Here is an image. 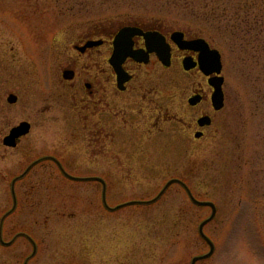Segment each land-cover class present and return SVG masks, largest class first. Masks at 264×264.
<instances>
[{
  "label": "rangeland",
  "instance_id": "1",
  "mask_svg": "<svg viewBox=\"0 0 264 264\" xmlns=\"http://www.w3.org/2000/svg\"><path fill=\"white\" fill-rule=\"evenodd\" d=\"M244 1L230 0V13L243 8ZM204 7L198 2L184 5V0H0V67L7 77L6 85L0 84V99L18 90L22 113L13 121L32 120L40 113L43 135L45 122H51L46 111H61L56 103L48 110L37 97L29 61L32 55L41 59L47 51L61 49L83 30L75 24L81 19L158 20L206 39L221 53L226 94L224 111L206 139L173 148L171 138H154L145 131L142 143L135 137L128 140L136 143L133 150L116 152L117 161L112 154L114 161L104 157L100 162L89 152L70 149L63 162L68 170L82 169L81 175L105 180L111 208L149 201L171 179H190L192 195L216 205L215 218L204 227L215 252L197 264H264V32L257 47L250 48L242 35L243 12L229 22L217 11L204 13ZM15 75L20 86L12 79ZM182 78L195 87L203 81L188 74ZM191 93L188 86L183 96ZM5 116L11 125L13 107H7ZM60 124L56 121L52 129L56 149L64 134ZM37 133L32 131L21 149L33 152ZM157 143L167 145H153ZM20 159L19 151L0 144V219L12 208V177L26 169ZM101 192L99 184L68 182L56 168L34 169L15 186L17 207L4 223L3 241L29 235L37 246L29 264H190L208 252L197 229L211 211L193 205L179 186H171L152 205L115 212L103 208ZM31 252L25 239L16 238L8 247L0 244V264H23Z\"/></svg>",
  "mask_w": 264,
  "mask_h": 264
},
{
  "label": "flooded vegetation",
  "instance_id": "2",
  "mask_svg": "<svg viewBox=\"0 0 264 264\" xmlns=\"http://www.w3.org/2000/svg\"><path fill=\"white\" fill-rule=\"evenodd\" d=\"M81 21L75 24L83 30L66 40L61 49H52L51 42L52 51H47L41 59L32 55L29 61L36 77L37 97L48 110L56 103L61 111H46L48 116L51 115V122H45L48 130H44L43 135L40 134L43 129L38 127L39 121H42L38 118L40 113L32 120L13 121L22 113L18 90L5 93L0 99V144L4 149L19 151L21 168L31 166L29 173L38 168H56L68 182L81 183L70 177L99 176L81 175L82 169L68 170L63 157L70 149L89 152L93 160L100 162L104 161V157L105 160L117 161L116 152L133 150L136 143L128 140L135 137L142 143L139 138L145 131L154 134V138H171L169 145L173 148H177L178 143L189 147L206 139L226 105L225 78L222 85L223 107L216 111L212 101L215 91L212 83L216 75L207 74L210 69L205 67L202 70L200 65L199 48L204 47L201 40L207 50L214 48L210 42L188 30L169 27L158 20ZM174 63H178L180 68ZM183 74L203 79L200 84H195L200 87L193 86L192 80L190 84L189 80L183 81ZM6 79L2 66L0 84L6 85ZM12 79L15 85H21L20 76L15 75ZM188 86L192 93L184 97L183 92ZM7 107H13L14 118L11 117L12 124L9 126L11 122L4 117ZM56 115L61 117L55 119ZM200 119H206L208 123L203 122L204 125L200 126ZM56 121L61 123L64 132L58 149L53 144L52 129ZM22 124L28 126V131L16 139L13 148L6 147L4 140ZM32 131L38 132L34 136L36 149L33 152L21 149ZM153 145L164 147L167 144ZM111 154L114 160L110 158ZM59 165L68 176L63 175ZM98 166L101 167V164ZM179 180L186 185L190 183V179L185 177ZM89 183L99 184L96 181ZM179 188L185 193L182 187ZM6 219L1 222L2 239ZM19 238L25 239L23 236ZM29 256L23 264L30 263L33 258L28 259Z\"/></svg>",
  "mask_w": 264,
  "mask_h": 264
},
{
  "label": "water",
  "instance_id": "3",
  "mask_svg": "<svg viewBox=\"0 0 264 264\" xmlns=\"http://www.w3.org/2000/svg\"><path fill=\"white\" fill-rule=\"evenodd\" d=\"M199 50L201 52L203 66H205V67L210 69L209 72H206V73L207 74H211V73L219 74L220 71H221L219 53L217 51L208 52V50L205 49V46L204 47L203 46L200 47ZM222 83H223V78H221V77L214 78V82L212 83L213 87L215 88V92L213 94V105H214L216 110H219L222 107V101H223V94H222V90H221ZM11 102H13V101H11ZM27 131H28V126L26 124H22L20 127L15 128L14 130H12L10 132V135L4 140V144L7 145V146H14L16 139L19 138L20 136L24 135ZM29 169L30 168H28L25 171V173L20 178H22L29 171ZM18 179H15L12 182V195H13V199H14V205H13L12 210L8 214H10L15 208V196H14V190L13 189H14V183ZM71 179L75 180V181H91V180H93V181L101 182L102 186H103L102 203H103L104 208L109 210V211H111V212L117 211V210H119V209H121L123 207H128V206H135V205L146 206V205L154 204L162 197V195L166 192V190L173 184H180V185L185 187V185L182 184L180 181H178L176 179H173V180H170L169 182H167L166 185L162 188V190L152 200H149V201H132V202H128V203L119 205L118 207H115V208L111 209L106 204V198H105V189H106V187H105V184L103 183L102 180L97 179V178H91V179H74V178H71ZM185 189H186V191H187V193L189 195V198H190L191 202L195 206H198V207H209L211 209L210 217L207 220L203 221L199 225V234L206 241V243L209 245L210 249H209V252L207 254L193 258L192 261H191V264H195L197 261L208 259L214 252V245L210 242V240L206 236H204L202 230H203V227L207 223L212 221V219L215 216L216 209H215V206H214L213 203L197 201L196 199H194L192 197L191 193L189 192V190L186 187H185ZM0 242H1V245H3V246L11 245V243H3L2 240H1V236H0ZM34 248H35V246H34ZM34 252H35V249H34Z\"/></svg>",
  "mask_w": 264,
  "mask_h": 264
},
{
  "label": "trees",
  "instance_id": "4",
  "mask_svg": "<svg viewBox=\"0 0 264 264\" xmlns=\"http://www.w3.org/2000/svg\"><path fill=\"white\" fill-rule=\"evenodd\" d=\"M230 1V0H229ZM229 1L225 0H184V5L186 2L188 3H204V13L217 11L226 21L231 19H239L242 13V22L245 30L244 34V45L249 46L250 48L257 47V43L259 42L261 33L264 32V0H257L256 2H252L251 0H245L243 8L240 7L235 12L230 13L228 9ZM235 1V0H231ZM254 1V0H253ZM261 2V5H260ZM236 3V2H235ZM263 5V7H261ZM215 6V8H213ZM256 8V9H254ZM228 15V16H227ZM230 15V16H229ZM225 20H221L222 25L228 26ZM251 20V21H250ZM258 31L257 34H255ZM254 43V44H253ZM253 49V50H254ZM253 53V52H252ZM255 55L254 53L252 56Z\"/></svg>",
  "mask_w": 264,
  "mask_h": 264
}]
</instances>
